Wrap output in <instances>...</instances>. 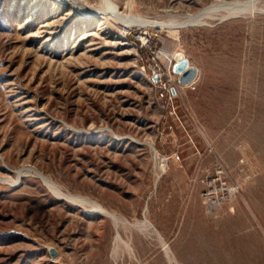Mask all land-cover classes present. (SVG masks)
Here are the masks:
<instances>
[{
    "label": "rangeland",
    "instance_id": "374dc122",
    "mask_svg": "<svg viewBox=\"0 0 264 264\" xmlns=\"http://www.w3.org/2000/svg\"><path fill=\"white\" fill-rule=\"evenodd\" d=\"M102 1L0 0V264H264V0Z\"/></svg>",
    "mask_w": 264,
    "mask_h": 264
},
{
    "label": "bare ground",
    "instance_id": "6f19581e",
    "mask_svg": "<svg viewBox=\"0 0 264 264\" xmlns=\"http://www.w3.org/2000/svg\"><path fill=\"white\" fill-rule=\"evenodd\" d=\"M100 7L102 8V9L100 8L102 10V14L105 13L106 17L109 18V16H111L116 21L124 20V21H128V22H130L132 24L133 23H135V24L138 23L140 25L150 26V27L154 26V25H160V24L162 25V24H164L162 22H158V21H155V20L145 19V18L141 17L140 15H134V13H131V12L130 13L129 12L128 13L120 12L117 9V6L113 3L112 0H103L102 1V6H100ZM256 9H257L256 0H246V1H244V0H218V1H214L211 5H209L207 7L205 6L204 9H202L201 11H199V12H197L195 14H189L188 13L189 15L185 16L182 21L176 23V27L187 26L189 24H194L195 25V24H198V23H202V22H204V20H205V18L207 16H211L212 17V15H214L216 12H223V13H225L224 15H226V16L227 15L228 16L229 15L237 16V15H241V14H245V13H251L252 14V13H254L256 11ZM224 19H225V17H224ZM224 19H222V20H224ZM124 21H121L119 23H121V24H123L125 26H131L130 23L124 22ZM168 26H170V24ZM56 192L59 195H63V193H60L59 191H56ZM62 197H64V196H62ZM67 197H69L71 200H79L81 203H85L84 202L85 199L83 197L76 196V198H75L73 196L71 197L68 194H67ZM92 208L98 209L99 207L98 206H92ZM103 211L106 212V210H104V209H103ZM112 216H113V219L115 221H117L118 217L116 216V214H112ZM121 224H123V223H121ZM164 246H166V252L169 254V248L167 247L165 242H164ZM171 257H172L171 254H169V259H171Z\"/></svg>",
    "mask_w": 264,
    "mask_h": 264
},
{
    "label": "water",
    "instance_id": "95a60500",
    "mask_svg": "<svg viewBox=\"0 0 264 264\" xmlns=\"http://www.w3.org/2000/svg\"><path fill=\"white\" fill-rule=\"evenodd\" d=\"M174 71L180 75L179 79L182 84H189L195 81L198 76V69L191 65L188 58L183 53L177 55V62L174 65ZM53 255H56V250H51Z\"/></svg>",
    "mask_w": 264,
    "mask_h": 264
},
{
    "label": "built area",
    "instance_id": "2783aa9c",
    "mask_svg": "<svg viewBox=\"0 0 264 264\" xmlns=\"http://www.w3.org/2000/svg\"><path fill=\"white\" fill-rule=\"evenodd\" d=\"M159 81H160V82L162 81L161 76H159V78H158V82H159Z\"/></svg>",
    "mask_w": 264,
    "mask_h": 264
}]
</instances>
